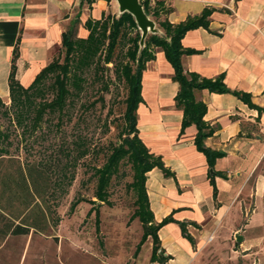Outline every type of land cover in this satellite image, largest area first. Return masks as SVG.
I'll return each instance as SVG.
<instances>
[{
	"label": "crops",
	"instance_id": "0c3cea01",
	"mask_svg": "<svg viewBox=\"0 0 264 264\" xmlns=\"http://www.w3.org/2000/svg\"><path fill=\"white\" fill-rule=\"evenodd\" d=\"M147 1L156 13L158 34H164L160 21L177 24L210 10L208 26L188 30L181 39L183 47L195 50L181 56L183 68L206 78L222 75L228 88L248 93L254 104L249 106L231 93L194 91L195 99L206 104L203 120L212 130L204 144L224 152L210 169L194 144L195 124L180 131L183 112L174 100L179 85L160 47L152 48L154 58L142 70L138 135L172 172L166 176L152 168L146 173V189L154 220L171 219L157 231V256L168 259L151 261L152 239L147 238L131 264H192L205 241L237 229V219L230 216L246 201L255 207L244 223L246 230L254 229L263 216L264 174L258 168L264 160V0ZM107 14L118 16L116 0H0V97L9 95L14 48L15 78L27 87L52 60L64 31L85 38L86 20ZM212 170L223 173L214 176V186L209 178ZM181 223L193 242L182 232ZM73 241L59 240V263L92 264V257L77 251Z\"/></svg>",
	"mask_w": 264,
	"mask_h": 264
},
{
	"label": "rangeland",
	"instance_id": "374dc122",
	"mask_svg": "<svg viewBox=\"0 0 264 264\" xmlns=\"http://www.w3.org/2000/svg\"><path fill=\"white\" fill-rule=\"evenodd\" d=\"M149 17L157 26L155 17L150 14ZM127 45L123 41L117 46L112 62H101L105 68L99 74H94V65L85 69L86 81L81 92L73 97V104L59 118L57 113H46L33 132L16 127L3 114L4 108L0 105V125L9 132L7 152L0 162V205L14 218L23 211L24 199L30 197L21 183L16 182L18 165L25 170L27 165L41 167L48 182L47 189L35 198L37 204L28 212L34 218L44 211L47 223H40L39 229H43H31L27 235L0 237V264H60L58 243L61 239L74 240L75 249L90 255L92 264H131L136 258L134 250L142 235V226L137 218H130L135 209V194L126 186L132 180V169L126 160L108 187L112 205L99 206V231L95 230L94 212L87 214L90 203L81 201L70 208L77 198L97 201L94 168L100 167L112 146L120 142L127 84L116 68L128 61ZM63 56L61 45L54 49L52 60L61 62ZM50 82V78L44 80L48 99L52 96L47 87ZM2 100L8 107V96ZM258 170L264 174V160ZM256 177L257 174L251 176L248 182L252 184ZM254 208L250 201L237 208L230 216L232 220L237 219V229L222 232V236L211 242L205 241L199 258L197 249L192 264H251L254 260L264 264V211L254 229L243 227ZM237 235L240 240H236ZM245 253L248 255L244 256Z\"/></svg>",
	"mask_w": 264,
	"mask_h": 264
},
{
	"label": "trees",
	"instance_id": "16d2710c",
	"mask_svg": "<svg viewBox=\"0 0 264 264\" xmlns=\"http://www.w3.org/2000/svg\"><path fill=\"white\" fill-rule=\"evenodd\" d=\"M140 2L146 14L156 15L147 0H140ZM209 14L210 10L204 9L199 16H190L177 24L167 20L158 22L164 34H147L141 49L139 46L140 31L130 13L123 12L119 13L118 16L107 14L99 20L88 19L85 22L88 35L85 38H78L72 30L64 31L61 41L64 48L63 60L61 62L57 59L50 61L36 74L27 87L22 86L15 78V59L18 55L16 47L8 77V97L10 100L8 107H5V103L0 97V105L4 108L2 112L10 122H13L16 127H21L23 132H33L40 125L46 113H57L59 118L65 113L66 107L73 104V97L81 92L83 83L86 81L83 75L85 69L94 65V74H99L105 68L101 62L104 64L112 62L113 53L117 46L123 41L128 42L125 51L128 61L116 68L118 75L127 84L123 112L124 124L120 132V142L112 146L105 162L100 167L94 168V174L97 178L94 197L97 201L77 198L71 203L70 208H74L81 201L90 203L91 207L87 214L90 215L94 212L95 230L99 231V206L103 203L108 206L112 205L109 200L108 187L112 177L118 174L120 165L126 160L132 169V180L126 186L131 188L135 194V209L130 218H137L142 226V235L136 244L134 255L138 253L146 239L151 237V261L158 259L160 262H164L168 259V256H157L159 249L157 231L171 217H164L160 222L154 220L146 189V173L157 167L164 175L172 176V172L165 166L161 156L148 151L138 135L136 126V109L138 104L142 102L141 74L146 62L154 58L152 48L160 47L173 67V80L179 85L174 96L175 105L183 112L180 131L182 132L190 124H195L197 132L194 137V144L197 150L204 153L210 169H213L215 160L222 157L224 152L210 149L204 144L205 138L211 134L212 130L203 120L206 104L195 99L194 91L207 89L215 93H231L249 106H254L248 93L228 88L222 75L206 78L195 72L185 71L183 68L181 56L194 53L195 50L183 47L181 39L188 30L200 26L207 27ZM131 32H133L132 35H129ZM47 78L51 79L47 86L52 92L50 99L45 98L47 89L44 80ZM8 139L9 132L2 129L0 125V162L1 156L7 152ZM17 173L19 179L17 178L16 182L21 183L27 196L30 197L24 199L23 211L16 213L14 218H11L0 205V237L10 234L27 235L31 229L34 231L43 229V227L39 229L40 223H47L44 211L39 217L34 218L28 213L32 206L37 204L35 198L41 197L42 192L47 189L48 182L43 175V169L35 165H27L25 170L21 165H18ZM215 175L222 176L223 173L212 170L209 178L213 186ZM1 182L3 183L2 180ZM41 186H44L42 190ZM215 191L214 188V193ZM17 218L23 221L16 222L15 219ZM181 229L184 235L193 242L192 237L186 233L184 223H181Z\"/></svg>",
	"mask_w": 264,
	"mask_h": 264
},
{
	"label": "water",
	"instance_id": "95a60500",
	"mask_svg": "<svg viewBox=\"0 0 264 264\" xmlns=\"http://www.w3.org/2000/svg\"><path fill=\"white\" fill-rule=\"evenodd\" d=\"M118 12L130 13L140 31L139 46L140 49L144 46V40L148 33H159L155 22L145 13L140 0H116ZM236 240H240V235L236 236Z\"/></svg>",
	"mask_w": 264,
	"mask_h": 264
}]
</instances>
